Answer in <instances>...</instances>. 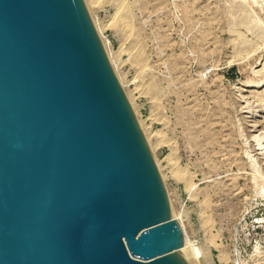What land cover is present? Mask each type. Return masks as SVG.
<instances>
[{
	"label": "water",
	"instance_id": "95a60500",
	"mask_svg": "<svg viewBox=\"0 0 264 264\" xmlns=\"http://www.w3.org/2000/svg\"><path fill=\"white\" fill-rule=\"evenodd\" d=\"M83 0H0V264H187Z\"/></svg>",
	"mask_w": 264,
	"mask_h": 264
},
{
	"label": "rangeland",
	"instance_id": "374dc122",
	"mask_svg": "<svg viewBox=\"0 0 264 264\" xmlns=\"http://www.w3.org/2000/svg\"><path fill=\"white\" fill-rule=\"evenodd\" d=\"M83 2L187 262L264 264V0Z\"/></svg>",
	"mask_w": 264,
	"mask_h": 264
},
{
	"label": "bare ground",
	"instance_id": "6f19581e",
	"mask_svg": "<svg viewBox=\"0 0 264 264\" xmlns=\"http://www.w3.org/2000/svg\"><path fill=\"white\" fill-rule=\"evenodd\" d=\"M95 28V27H94ZM96 31V30H95ZM96 33H97V31H96ZM100 40V39H99ZM103 47V46H102ZM104 49V48H103ZM253 125V124H252ZM260 151V150H259ZM261 152V151H260ZM187 243L188 242H186V238L184 237V235H183V246L176 252L181 258H183V260L187 263V264H189L188 262V260H193L192 258L193 257H191L192 256V254L190 255V253H188L189 251L187 250ZM188 259V260H187ZM188 261V262H187ZM193 262V261H192ZM191 263V262H190Z\"/></svg>",
	"mask_w": 264,
	"mask_h": 264
}]
</instances>
